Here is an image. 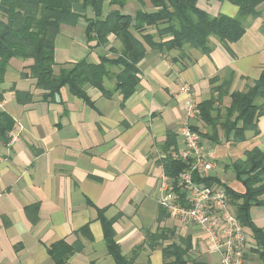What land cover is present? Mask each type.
Masks as SVG:
<instances>
[{"label":"crops","instance_id":"1","mask_svg":"<svg viewBox=\"0 0 264 264\" xmlns=\"http://www.w3.org/2000/svg\"><path fill=\"white\" fill-rule=\"evenodd\" d=\"M109 2L104 0V15L110 11ZM197 4L212 15L238 12V6L228 1L198 0ZM145 8L139 0H128L124 10L134 14ZM73 9L82 17L76 25L62 26L56 41V72L59 65L85 57L92 62H99L101 54L114 57L110 48L121 47L111 36L107 46L90 48L85 17H94V10L83 0H75ZM261 11L260 17L249 19L243 37L230 44L232 55L216 37L208 55L189 45L161 50L145 43L140 83L126 99L119 92L104 96L90 85L85 86L89 100L68 87L45 97L35 78L21 77L31 61L13 58L0 84V109L15 120L10 134L19 133L11 143L0 142V264H59L52 250L59 256L65 247L71 249L66 264H116L101 215L113 220L119 251L133 264L172 260L165 258L164 251L182 239L191 246L187 264H219L220 255L211 252L202 229L171 216L160 205L162 160L169 132L175 139L171 150L186 147L177 130L185 101L211 98L214 88L229 78V93L246 90L260 78L264 4ZM215 78L218 81L212 83ZM184 85L190 87L188 92L181 91ZM17 90L30 91L32 100L17 101ZM230 101L226 94L216 105L223 110ZM194 127L206 129L199 117L193 120ZM257 129L239 143L227 139L220 129L216 142L198 132L215 164L212 175L237 192H244L243 183L223 177L228 170L236 178L230 165L244 159L246 150L264 151V115ZM251 216L264 230V205L252 206ZM245 228L247 264H264V245H259L252 228Z\"/></svg>","mask_w":264,"mask_h":264},{"label":"trees","instance_id":"2","mask_svg":"<svg viewBox=\"0 0 264 264\" xmlns=\"http://www.w3.org/2000/svg\"><path fill=\"white\" fill-rule=\"evenodd\" d=\"M145 9L134 14L125 12L128 0H110V11L104 15V0H83L91 6L94 17H85L87 22L86 38L90 48L107 46L110 37L121 42V47L112 46L114 57L100 55L99 62L85 57L77 62L59 65L56 72V41L65 24L76 25L81 14L73 9L75 0H0V84L4 82L9 63L13 58L31 61L21 72V77L36 79V88L43 90L45 97L54 96L64 87L74 95L89 100L85 86L99 89L104 96L112 97L116 92L124 98L130 97L140 83L139 63L145 57L146 44L152 48H180L189 45L204 54L213 50L212 37L233 54L230 44L239 41L246 32L250 18L260 17L264 0H220L238 6L235 16L225 13L212 15L198 6V0H139ZM94 42V43H93ZM117 67L113 71L112 67ZM218 78L211 80L217 82ZM231 78L214 88L211 98L198 103L201 122L205 131L194 127L212 141L219 139V129L233 142H243L247 132H258L257 124L264 115V71L253 86L243 91L229 93ZM230 95L231 101L225 109L217 107L216 101ZM17 101L30 102L33 93L16 91ZM2 97L0 96V99ZM15 125L14 118L6 110L0 109V142L8 143ZM211 132V133H210ZM175 146L174 135L168 134L165 145L166 157L162 162L166 174L175 181V190L181 197L186 192L179 186L180 174L189 167V161L174 159L169 150ZM234 170L245 190L237 192L222 184L217 175L201 176L195 173L194 180L206 185H224L231 195L236 213L243 225L252 228L259 245H264V230L252 220L251 208L264 205V151L258 147L245 151V158L233 161ZM105 236L116 264H133L119 251L113 230V220L101 215ZM165 249V258H172L164 264H187L190 243L182 239ZM59 264H66L71 249L65 247L63 253L56 255Z\"/></svg>","mask_w":264,"mask_h":264},{"label":"built area","instance_id":"3","mask_svg":"<svg viewBox=\"0 0 264 264\" xmlns=\"http://www.w3.org/2000/svg\"><path fill=\"white\" fill-rule=\"evenodd\" d=\"M189 90L188 85L181 87L183 92ZM183 112L184 117L177 130L183 136L186 147L173 149L170 155L190 163L179 176V184L186 194L184 197L178 195L175 181L164 172L159 183V203L171 216L202 229L211 252L220 255L219 264H247L248 234L237 216L227 187L206 185L194 180L195 173L207 176L212 175L215 169L214 162L201 145L199 133L193 129V120L200 114L198 103L192 99L185 101ZM18 137L19 133L13 132L8 143Z\"/></svg>","mask_w":264,"mask_h":264},{"label":"rangeland","instance_id":"4","mask_svg":"<svg viewBox=\"0 0 264 264\" xmlns=\"http://www.w3.org/2000/svg\"><path fill=\"white\" fill-rule=\"evenodd\" d=\"M112 58H113V57H112ZM112 70H113V71H117L118 69H117V67L113 66V67H112ZM228 160H229V159H227V161H228ZM231 169H232V168H231ZM232 170H233V169H232ZM225 173H226V174H225L226 176L223 177L224 180H226V181L237 180V177H236V178H234V177H233V178L230 177V174H229V171H228V170H226ZM233 190H234V189H233ZM262 197L264 198V195H263Z\"/></svg>","mask_w":264,"mask_h":264}]
</instances>
